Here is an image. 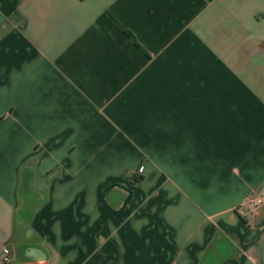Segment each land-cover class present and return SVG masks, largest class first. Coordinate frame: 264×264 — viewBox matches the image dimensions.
Wrapping results in <instances>:
<instances>
[{"label": "crops", "instance_id": "1", "mask_svg": "<svg viewBox=\"0 0 264 264\" xmlns=\"http://www.w3.org/2000/svg\"><path fill=\"white\" fill-rule=\"evenodd\" d=\"M249 194L264 0H0L8 264H264Z\"/></svg>", "mask_w": 264, "mask_h": 264}, {"label": "built area", "instance_id": "2", "mask_svg": "<svg viewBox=\"0 0 264 264\" xmlns=\"http://www.w3.org/2000/svg\"><path fill=\"white\" fill-rule=\"evenodd\" d=\"M264 199L263 195H254V194H249L244 201L236 207V212L240 215L243 216L247 213L249 208H254L258 204L262 202ZM0 260L2 261L3 264H8L10 261V252L9 249L5 246H2L0 248Z\"/></svg>", "mask_w": 264, "mask_h": 264}, {"label": "trees", "instance_id": "3", "mask_svg": "<svg viewBox=\"0 0 264 264\" xmlns=\"http://www.w3.org/2000/svg\"><path fill=\"white\" fill-rule=\"evenodd\" d=\"M96 22L100 25L103 29H107L112 25V22L107 14H100L96 17ZM49 177V173L46 175V178ZM132 181H136V178H132Z\"/></svg>", "mask_w": 264, "mask_h": 264}]
</instances>
